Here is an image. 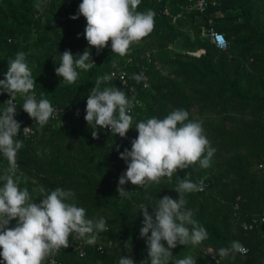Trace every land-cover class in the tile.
Masks as SVG:
<instances>
[{
	"label": "trees",
	"instance_id": "1",
	"mask_svg": "<svg viewBox=\"0 0 264 264\" xmlns=\"http://www.w3.org/2000/svg\"><path fill=\"white\" fill-rule=\"evenodd\" d=\"M80 2L0 0V79L8 61L23 51L32 68L37 99L43 93L51 104L83 106L78 116L67 113L50 118L43 128L34 123V133L19 134L17 139L23 141L17 155L20 187H27L36 203L41 186L49 192L73 190L75 198L70 202L83 207L88 218L103 217L109 229L103 234L115 244L103 252L86 247L80 256L73 250L70 236L71 246L61 249L58 259L62 264H118L120 257L128 254L124 246L128 242L134 264H140L147 259V247L140 237L143 217L138 205L147 203L151 213L156 199L165 195L177 199L173 189L178 178L185 177L204 181L203 191L186 198L187 207L209 238L197 247L177 245L170 264L187 255L201 264H215L207 249L215 252L230 247L233 241L245 246L246 254L237 253L235 259H222L220 264H264V222L251 229L241 226L242 220L250 221L252 215L264 212V0H218L203 15L188 14L175 22L160 10L168 6L176 13L184 0H141L137 11L151 9L156 13L154 30L133 43L124 57L111 52L110 41L99 54L89 48L83 36L85 18H69ZM209 17L228 40L226 48L220 49L201 36V25ZM86 48L95 66L90 71L77 69V82L64 83L55 74L60 54L66 49L73 55L82 54ZM199 49L204 52L198 56L187 53ZM144 67L146 80L137 81L133 77L140 76ZM120 69L130 75L132 93L112 74ZM104 75L113 79L102 82L101 90L112 85L134 97L130 113L134 125L152 117L163 119L178 108L187 110L190 120L202 121L216 149L211 167L196 164L146 189L129 182L124 185L130 191L128 196L120 197L116 188L126 164L119 159L116 145L120 151L130 149L138 133L133 126L127 138L121 139L102 129L98 130L99 139L92 138L84 107L96 80ZM7 97L0 94V111ZM16 101L15 119L19 121L27 113L20 106L23 100L19 95ZM7 167L6 158L0 155V175ZM14 225L12 221L10 226Z\"/></svg>",
	"mask_w": 264,
	"mask_h": 264
},
{
	"label": "clouds",
	"instance_id": "2",
	"mask_svg": "<svg viewBox=\"0 0 264 264\" xmlns=\"http://www.w3.org/2000/svg\"><path fill=\"white\" fill-rule=\"evenodd\" d=\"M140 3L141 0H81L76 13L69 18H85L83 36L97 54L109 47L110 41L111 52L124 57L133 43L140 42L154 30L156 13L151 9L137 11ZM218 41L220 48H226L223 36L218 37ZM89 48L82 54L73 55L68 49L60 54L55 74L64 83L77 82V69L90 71L95 66ZM133 78L143 79L141 76ZM112 79L111 75H104L96 80L87 95L84 120L92 129L93 139H99L98 130L102 129L121 139L127 138L126 134L133 126L138 133L131 140L130 149L120 151V145H116L119 159L126 164V171L119 176L116 188L120 197L128 196L130 191H126L124 185L129 182L138 189H146L152 184H160L163 178L171 180L173 176L177 177L178 171L196 164L204 169L211 167L216 149L207 138L202 121L190 120L189 112L178 108L163 119L152 117L134 125L130 114L134 97L130 98L112 85L100 88L102 82ZM35 86L26 54L18 52L8 61L4 78L0 79V94L9 96L0 111V155L9 165L0 175V264H47L61 249L71 246L70 236L72 240L82 239L92 245L98 233L109 230L103 217L90 219L83 207L70 202L75 198L73 190L56 188L49 192L41 186L40 200L36 203L28 188L20 187L16 161L23 141L17 139L21 123L15 119L16 97H21L23 111L41 128L50 118L55 119L56 113L51 102L43 98V93L42 98L37 99ZM30 131L31 128L25 127L23 134ZM203 189L202 181L178 178L173 189L178 194L177 199L168 195L156 199L151 213L147 203L138 205L143 217L140 237L147 247V259L141 260L140 264H170L172 249L177 245L197 247L209 238L206 228L194 219L192 210L187 207L186 195ZM12 221H15L14 226H10ZM124 246L128 254L121 256L118 264H134L131 244L125 242ZM246 252L239 241H233L230 247H220L214 252L219 257L215 264ZM51 264H55L54 259ZM175 264H196V257L187 255Z\"/></svg>",
	"mask_w": 264,
	"mask_h": 264
},
{
	"label": "built area",
	"instance_id": "3",
	"mask_svg": "<svg viewBox=\"0 0 264 264\" xmlns=\"http://www.w3.org/2000/svg\"><path fill=\"white\" fill-rule=\"evenodd\" d=\"M218 4V0H184V3L180 6L179 10L176 13H173L171 11V8L166 6L164 7L162 10H160V13L169 16L173 22L182 19L183 17H185L188 14H199V15H203L209 8H212L214 6H216ZM201 36L203 37H207L209 39V41L211 43H213L216 47H219V41H218V37L223 36V38L225 39V41L227 42V46H228V40L226 39L225 35L223 32L217 31L214 28V20L213 18L209 17L206 24L201 25ZM226 46V47H227ZM222 49V48H220ZM204 52V49H199L197 51H188V54H192V55H199L201 53ZM147 57H149V53L146 54ZM146 67H144V69L140 70L139 75L141 77H143V81L146 80ZM113 75H115L120 81L121 84L123 86H129L128 84V78H130V75L128 76V73L125 69H120L116 74L112 73ZM134 90L133 86L130 85L129 86V93H132V91ZM9 97L6 98V100H8ZM17 103V101H15ZM53 107L56 109V113H55V119H58L60 116H63L67 113H72L75 116H78L80 111H82L83 106H58L56 104H52ZM86 108V105L85 107ZM19 122L21 123V134L22 135H30L32 133H34V123H36L35 121H33L28 115L22 117ZM25 127H29L31 128V131L28 133H24L23 134V129ZM7 161V159H6ZM17 165L18 162L16 161ZM8 164V161H7ZM9 166V165H8ZM19 165L17 168V171H19ZM203 182L204 185V181L202 178L198 179L197 182ZM264 222V212L260 215H252L250 218V221H246V220H242L241 221V226L244 229H251L253 226L263 223ZM115 244L112 242L111 239H109L108 237H106L103 232H100L97 234V238H96V242L92 245H89L85 242V240H75L72 242V248L73 250L78 253V255L82 256L85 253V248L86 247H96V249L100 252H103L104 250L113 247ZM245 247V246H244ZM246 248V247H245ZM247 249V248H246ZM207 253L210 257V259L213 260H218L217 257L214 255V251L212 248H208L207 249ZM54 259L55 260V264H62L61 260L58 259V254L55 257L50 258V260L47 262V264H51V260Z\"/></svg>",
	"mask_w": 264,
	"mask_h": 264
},
{
	"label": "rangeland",
	"instance_id": "4",
	"mask_svg": "<svg viewBox=\"0 0 264 264\" xmlns=\"http://www.w3.org/2000/svg\"><path fill=\"white\" fill-rule=\"evenodd\" d=\"M90 219L96 220V219H98V217L93 216V217H90ZM196 264H201V263H199V262L196 261Z\"/></svg>",
	"mask_w": 264,
	"mask_h": 264
}]
</instances>
